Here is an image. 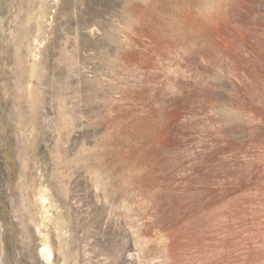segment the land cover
<instances>
[{"label":"rangeland","instance_id":"1","mask_svg":"<svg viewBox=\"0 0 264 264\" xmlns=\"http://www.w3.org/2000/svg\"><path fill=\"white\" fill-rule=\"evenodd\" d=\"M0 264H264V0H0Z\"/></svg>","mask_w":264,"mask_h":264},{"label":"bare ground","instance_id":"2","mask_svg":"<svg viewBox=\"0 0 264 264\" xmlns=\"http://www.w3.org/2000/svg\"><path fill=\"white\" fill-rule=\"evenodd\" d=\"M42 252H44L43 250H42ZM39 254H40V252H39ZM44 254H46V253H44ZM48 255H50V252L48 251V253H47Z\"/></svg>","mask_w":264,"mask_h":264}]
</instances>
